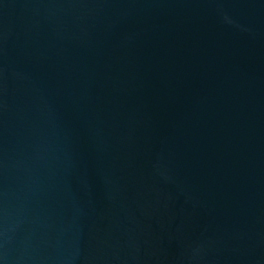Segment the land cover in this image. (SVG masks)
<instances>
[{
    "label": "water",
    "instance_id": "1",
    "mask_svg": "<svg viewBox=\"0 0 264 264\" xmlns=\"http://www.w3.org/2000/svg\"><path fill=\"white\" fill-rule=\"evenodd\" d=\"M0 264H264V0H0Z\"/></svg>",
    "mask_w": 264,
    "mask_h": 264
}]
</instances>
